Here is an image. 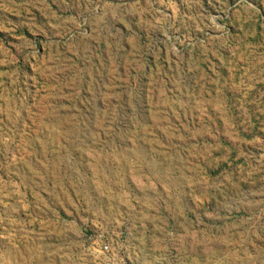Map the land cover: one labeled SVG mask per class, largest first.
<instances>
[{
	"label": "rangeland",
	"instance_id": "rangeland-1",
	"mask_svg": "<svg viewBox=\"0 0 264 264\" xmlns=\"http://www.w3.org/2000/svg\"><path fill=\"white\" fill-rule=\"evenodd\" d=\"M0 264H264V0H0Z\"/></svg>",
	"mask_w": 264,
	"mask_h": 264
}]
</instances>
